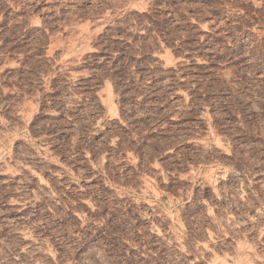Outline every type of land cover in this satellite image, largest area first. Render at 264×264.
Returning a JSON list of instances; mask_svg holds the SVG:
<instances>
[{
    "label": "rangeland",
    "instance_id": "374dc122",
    "mask_svg": "<svg viewBox=\"0 0 264 264\" xmlns=\"http://www.w3.org/2000/svg\"><path fill=\"white\" fill-rule=\"evenodd\" d=\"M0 264H264V0H0Z\"/></svg>",
    "mask_w": 264,
    "mask_h": 264
}]
</instances>
